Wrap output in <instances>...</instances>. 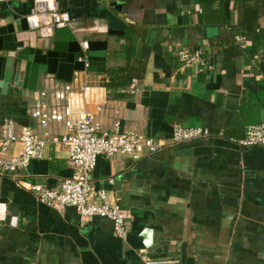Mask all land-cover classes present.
Instances as JSON below:
<instances>
[{
	"label": "crops",
	"instance_id": "obj_1",
	"mask_svg": "<svg viewBox=\"0 0 264 264\" xmlns=\"http://www.w3.org/2000/svg\"><path fill=\"white\" fill-rule=\"evenodd\" d=\"M47 1L69 14L81 43L105 44L104 72H74L70 83L41 74L34 92L8 85L0 136L38 133L28 115L35 92L64 84L72 120L91 114L103 131L164 144L175 126L210 136L150 157L98 158L92 182L128 212L125 241L108 221L37 201L34 186L55 189L73 175L66 147L48 146L16 174L0 171V264H264V150L237 144L264 124V0ZM35 3H0V26ZM181 48L208 68L186 67Z\"/></svg>",
	"mask_w": 264,
	"mask_h": 264
},
{
	"label": "built area",
	"instance_id": "obj_2",
	"mask_svg": "<svg viewBox=\"0 0 264 264\" xmlns=\"http://www.w3.org/2000/svg\"><path fill=\"white\" fill-rule=\"evenodd\" d=\"M6 1L8 0H0V3ZM35 1V8L26 17L30 31L46 36L70 24L68 13L58 11L47 0ZM176 55L186 67L198 65L208 68L199 52H189L181 48ZM71 93L72 87L68 84L52 91L44 89L35 92L28 115L35 121L39 132L33 133L30 128L22 127L18 136L3 133L0 136V171L16 174L27 168L32 160L44 159L48 146L66 147L68 163L74 170L73 175L63 180L55 189L34 186L32 190L37 201L50 209L72 208L82 218L108 221L112 224L114 235L125 241L129 233L128 212L111 200L106 190L97 189L92 182V173L98 158L129 156L137 159L141 153L150 157L167 147L207 138L210 136L209 132L203 128L175 126L169 142L164 144L137 133H119L117 129L112 133L103 131L91 114L75 120L69 117L67 98ZM58 126L63 127L64 133L53 132L52 129ZM16 144L21 145V151L16 156H8L10 147ZM237 144L243 148L264 150V124L250 127L245 138Z\"/></svg>",
	"mask_w": 264,
	"mask_h": 264
},
{
	"label": "water",
	"instance_id": "obj_3",
	"mask_svg": "<svg viewBox=\"0 0 264 264\" xmlns=\"http://www.w3.org/2000/svg\"><path fill=\"white\" fill-rule=\"evenodd\" d=\"M105 48L101 42L81 43L68 27L41 36L28 29L26 18L0 26L1 94L8 85L34 92L41 74L70 83L74 72L103 73ZM5 208L0 205V212Z\"/></svg>",
	"mask_w": 264,
	"mask_h": 264
},
{
	"label": "trees",
	"instance_id": "obj_4",
	"mask_svg": "<svg viewBox=\"0 0 264 264\" xmlns=\"http://www.w3.org/2000/svg\"><path fill=\"white\" fill-rule=\"evenodd\" d=\"M246 29H247V34H255V31L257 29V23H253V22L250 21L249 23L246 24Z\"/></svg>",
	"mask_w": 264,
	"mask_h": 264
}]
</instances>
